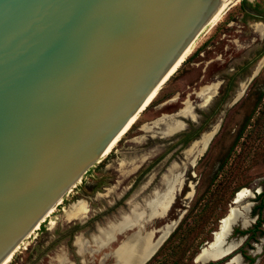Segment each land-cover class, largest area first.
<instances>
[{"label":"rangeland","instance_id":"374dc122","mask_svg":"<svg viewBox=\"0 0 264 264\" xmlns=\"http://www.w3.org/2000/svg\"><path fill=\"white\" fill-rule=\"evenodd\" d=\"M242 1L200 33L153 103L6 264H142L143 248L175 226L173 246L147 264H196L231 206L246 222L220 242L236 243L235 256L216 264H264V209L253 213L264 202V0H247L249 14ZM193 122L204 124L201 135L178 134ZM259 220L254 235L239 233Z\"/></svg>","mask_w":264,"mask_h":264},{"label":"water","instance_id":"95a60500","mask_svg":"<svg viewBox=\"0 0 264 264\" xmlns=\"http://www.w3.org/2000/svg\"><path fill=\"white\" fill-rule=\"evenodd\" d=\"M226 1L0 0V264L151 104ZM215 242L196 264L231 261L236 244Z\"/></svg>","mask_w":264,"mask_h":264},{"label":"bare ground","instance_id":"6f19581e","mask_svg":"<svg viewBox=\"0 0 264 264\" xmlns=\"http://www.w3.org/2000/svg\"><path fill=\"white\" fill-rule=\"evenodd\" d=\"M237 1V0H236ZM233 2V0H227L226 1V3L223 5V8L215 15V17L210 21V23L212 22V21H218L221 17H222V15L225 13V11H226V9H228V6L231 4ZM209 23V24H210ZM208 24V25H209ZM211 29V28H210ZM197 39V38H196ZM196 39H195V41H196ZM195 41L190 45V47L186 50V52L184 53V55L182 56V58L179 60V62L175 65V67L172 69V75L178 70V68L182 65V63L185 61V59H186V57H187V55H188V53L191 51V49H192V46L194 45V43H195ZM171 75V76H172ZM153 96V95H152ZM151 98V97H150ZM147 108V107H146ZM136 118V117H135ZM133 119L128 125H127V127L124 129V131L112 142V144L110 145V147L107 149V151H106V153L104 154V157L105 156H107L109 153H110V151L113 149V147L117 144V142L121 139V137L130 129V127L132 126V124L137 120V119ZM138 118V117H137ZM135 120V121H134ZM207 148V145H205V147L202 149V151L200 152V154L205 150ZM201 156V155H200ZM178 183V182H177ZM172 189V188H171ZM168 191V190H167ZM246 192H247V189H242V190H239L237 193V196H238V198H239V200H238V202L237 203H239V202H241L242 200H243V198L246 196L245 194H246ZM192 194V193H191ZM174 195V194H173ZM188 195V194H187ZM173 198V197H172ZM171 198V199H172ZM246 198V197H245ZM61 202V201H60ZM236 203V204H237ZM74 205V204H73ZM168 205V204H167ZM148 207V206H147ZM158 207V206H157ZM55 208V207H54ZM54 208L48 213V215L47 216H49L50 215V213L54 210ZM77 210V209H76ZM88 211V210H87ZM145 211V210H144ZM167 211V210H166ZM161 212V211H160ZM234 213H236V209L233 207V206H231L230 207V209H229V211H228V213L225 215V216H223L222 218H221V221H220V223H219V225L221 224V228H218L215 232H214V235L216 236V242H215V245H213V250H221V249H227L228 247H230L229 245H233L234 244V242L233 243H230V244H226V245H223V244H221L220 242H221V240H222V238H224L226 235H227V233H228V235H229V231L231 230L230 229V224H231V222H232V215L234 214ZM79 214V213H78ZM229 214V215H228ZM158 215V214H157ZM236 215H238V214H236ZM46 216V217H47ZM149 216V215H148ZM167 216V215H166ZM46 217H45V219H46ZM44 219V220H45ZM238 220L244 225L245 224V222H246V215H245V213L244 214H242V215H239V218H238ZM134 221V220H133ZM137 221V220H136ZM125 223V222H124ZM156 223V222H155ZM119 224V223H118ZM238 224V223H237ZM40 227V225H38L35 229H34V231L36 230V229H38ZM116 227V226H115ZM118 227H119V225H118ZM138 229V228H137ZM171 230V228L169 229V230H167L163 235H161V237L159 238V240H158V242L157 243H155V244H153L152 246H148V247H146V248H143V250H142V258H144V259H148V257H150L151 256V254L153 253V251L156 249V247L158 246V244L168 235V233H169V231ZM33 231V232H34ZM152 234V233H151ZM131 235V234H130ZM129 235V236H130ZM101 236V235H100ZM153 236V235H152ZM151 236V237H152ZM133 237V236H132ZM150 237V238H151ZM137 240V239H136ZM124 242V241H123ZM138 242V241H137ZM145 242H146V240H145ZM152 242V241H151ZM230 242V241H229ZM23 243V242H22ZM76 244H77V246H78V249H79V252H81V253H83V252H86L87 251V248H86V246L88 245L87 243H86V241L85 240H81V241H78V242H76ZM225 244V243H224ZM236 244V243H235ZM21 245V244H20ZM144 245V244H143ZM98 246V245H97ZM100 246V245H99ZM99 246H98V248H99ZM122 246H123V244H122ZM20 247V246H19ZM18 247V248H19ZM205 247V246H204ZM17 248V249H18ZM118 248V247H117ZM16 249V250H17ZM114 249V248H113ZM116 250V249H115ZM136 250H137V248H136ZM212 250V251H213ZM135 252V251H134ZM207 252V251H206ZM213 253V252H212ZM120 254V253H119ZM13 256V255H12ZM12 256H10L7 260H5V262L3 263V264H6L10 259H11V257ZM135 256V255H134ZM139 256V255H138ZM137 256V257H138ZM64 257V256H63ZM232 260H234V259H232ZM240 261V260H239ZM61 263V262H60ZM62 263H66V258L63 260V262ZM131 263V260H129L128 261V264H130ZM120 264V263H119ZM127 264V263H126ZM142 264H145L144 263V261L142 262ZM234 264V263H233ZM240 264V263H239Z\"/></svg>","mask_w":264,"mask_h":264},{"label":"trees","instance_id":"16d2710c","mask_svg":"<svg viewBox=\"0 0 264 264\" xmlns=\"http://www.w3.org/2000/svg\"><path fill=\"white\" fill-rule=\"evenodd\" d=\"M248 1L247 0H243L242 2H241V8L247 13V10L245 9V4L247 3ZM247 14H249V13H247ZM257 14H258V16H259V18L261 19V20H263L264 21V10L263 11H259V12H257ZM264 55V52L262 53V55L261 56H263ZM186 61V60H185ZM184 61V62H185ZM183 62V63H184ZM182 63V64H183ZM177 72V71H176ZM175 72V73H176ZM174 73V74H175ZM154 101V100H153ZM153 101L151 102V103H153ZM147 109V108H146ZM145 109V110H146ZM136 123V121L132 124V126L134 125ZM195 122H193V124H191L190 125V127H189V129L187 130V129H184L182 132H180V133H178V134H180V135H184L188 140H193L194 138H196V137H198L199 135H201L202 134V132L204 131V128H205V126H204V124H201L200 126H195L196 124H194ZM131 126V127H132ZM131 127H130V129H131ZM129 129V130H130ZM128 130V131H129ZM127 131V132H128ZM126 132V133H127ZM125 133V134H126ZM124 134V135H125ZM123 135V136H124ZM122 136V137H123ZM122 137H121V139H122ZM120 139V140H121ZM119 140V141H120ZM118 141V142H119ZM117 142V143H118ZM117 145V144H116ZM115 145V146H116ZM114 146V147H115ZM114 147H113V149H114ZM112 149V150H113ZM111 150V151H112ZM110 151V152H111ZM110 154V153H109ZM258 198H260L262 201L264 200V188H263V190H262V192L260 193V194H258ZM258 208V214H261V212L263 211V209H264V202L262 203V204H259L258 206H256V208L253 210V213L255 214L256 212H257V209ZM262 222H263V220H259L258 221V223L256 224V226H255V228H253V229H242V230H240L239 231V233H241V234H246V233H248V232H253V235H254V233L258 230V228L261 226V224H262ZM180 229H181V226H178L177 228H176V230H174L172 233H171V235L167 238V240L163 243V245L159 248V250L155 253V255L151 258V259H149V261H147L145 264H147V263H149L151 260H153L155 257H157L158 255H160V254H162L164 251H165V249L167 248V247H169V246H171L172 245V243H173V239L175 238V236L178 234V232L180 231ZM187 233H189V230H186L185 232L183 231L182 232V234H184V237H185V234H187ZM173 246V245H172ZM174 246L175 247H179V246H177V244H174ZM174 247V248H175ZM196 254H198V253H195V255L194 256H196ZM162 258L165 260V259H167V255H164V256H162ZM255 261V259L254 258H252L251 259V264H253V262ZM174 263H177V260L175 261V260H173V263L172 264H174ZM207 264H216L215 262H209V263H207Z\"/></svg>","mask_w":264,"mask_h":264}]
</instances>
